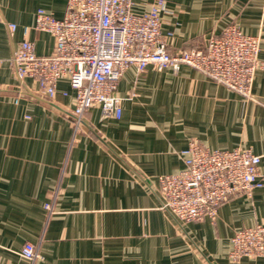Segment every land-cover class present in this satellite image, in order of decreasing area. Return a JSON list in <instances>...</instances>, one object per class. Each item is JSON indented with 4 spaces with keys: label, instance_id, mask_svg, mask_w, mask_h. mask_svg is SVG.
Segmentation results:
<instances>
[{
    "label": "crops",
    "instance_id": "1",
    "mask_svg": "<svg viewBox=\"0 0 264 264\" xmlns=\"http://www.w3.org/2000/svg\"><path fill=\"white\" fill-rule=\"evenodd\" d=\"M67 1L0 0V264H264L230 258L234 233L264 222V0H164L162 12L172 52L204 46L230 24L259 36L252 99L187 65L129 67L117 87L122 116L95 107L76 136L68 79L49 96L11 61L24 38L37 54L51 52L54 37L33 27L36 13L63 18ZM153 1L133 0L134 10ZM192 139L261 155L263 186L231 197L215 218L177 219L162 207L159 177L184 167ZM26 242L39 248L34 263L20 254Z\"/></svg>",
    "mask_w": 264,
    "mask_h": 264
},
{
    "label": "built area",
    "instance_id": "2",
    "mask_svg": "<svg viewBox=\"0 0 264 264\" xmlns=\"http://www.w3.org/2000/svg\"><path fill=\"white\" fill-rule=\"evenodd\" d=\"M164 0H154L142 13L133 0H68L63 18L45 8L36 13L34 28L55 40L48 54L39 55L32 40L24 38L11 61L19 79L33 78L49 96L66 78L75 89L72 112L74 135L83 131L84 119L95 107L103 117L120 118L124 97L117 92L126 69L137 72L149 66L179 71L187 65L216 83L252 99L253 82L261 67V38L230 24L204 46L192 43L180 51L169 50L162 31ZM1 18V16H0ZM17 25L9 24L11 30ZM29 28H24V34ZM184 167L159 177L162 207L182 221L215 218L221 204L237 194L251 197L263 186L262 156L247 148L209 149L192 139L181 151ZM50 210V204H46ZM230 258H264V222L237 230ZM21 256L32 263L41 258L39 248L26 242Z\"/></svg>",
    "mask_w": 264,
    "mask_h": 264
}]
</instances>
